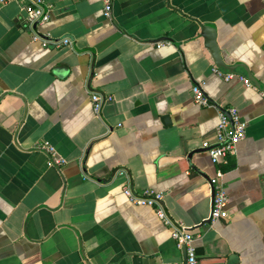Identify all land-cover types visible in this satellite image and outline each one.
Instances as JSON below:
<instances>
[{
	"label": "crops",
	"instance_id": "crops-1",
	"mask_svg": "<svg viewBox=\"0 0 264 264\" xmlns=\"http://www.w3.org/2000/svg\"><path fill=\"white\" fill-rule=\"evenodd\" d=\"M45 1L33 27L22 2L0 5V264L182 263L127 184L164 193L171 219L196 229L199 264H264V0H112L111 17L106 0ZM230 106L247 136L215 163L203 143ZM218 169L229 217L213 222Z\"/></svg>",
	"mask_w": 264,
	"mask_h": 264
},
{
	"label": "built area",
	"instance_id": "built-area-1",
	"mask_svg": "<svg viewBox=\"0 0 264 264\" xmlns=\"http://www.w3.org/2000/svg\"><path fill=\"white\" fill-rule=\"evenodd\" d=\"M15 0H0V5ZM23 3V8L26 11V20L28 24L33 27L37 23L43 22L49 18L50 6L47 5L45 0H18ZM104 13L107 17H111L112 12V0H106ZM35 37L39 39L43 45L48 46L50 42H53L47 37L35 33ZM55 42V41H54ZM64 44H69L70 39L64 38ZM215 70L225 76L227 80L234 77V74L223 73L219 68ZM242 80L251 85L253 82L247 77H242ZM263 96H264V91ZM92 101L95 107V111L99 112L106 100L100 92H93ZM193 99L201 106L212 105L211 99L206 95L200 84L193 86ZM220 122L215 131V139L213 141L205 140L203 147L209 153L213 162L218 163L225 161L230 155H233L237 151L238 144L244 140L247 136V122L242 118L239 110L236 107L230 106L221 108L219 110ZM38 148L47 152L49 155V164L55 166H63L66 163V159L61 156L53 144L49 141H45L40 144ZM225 172L222 169H218L214 177L211 178V183L214 187V196L212 203V210L210 220L215 222L220 219H226L229 217L227 205L229 202V194L224 181ZM124 192L126 196L133 202L139 204H147L155 208L159 218L171 228L172 236L175 239L177 245L180 248L186 249V259L182 263L175 264H199L197 257L195 239L196 234L194 228L185 225L181 222H174L168 214L164 204V193L156 192L154 190H145L143 192H136L130 184L125 185Z\"/></svg>",
	"mask_w": 264,
	"mask_h": 264
},
{
	"label": "water",
	"instance_id": "water-1",
	"mask_svg": "<svg viewBox=\"0 0 264 264\" xmlns=\"http://www.w3.org/2000/svg\"><path fill=\"white\" fill-rule=\"evenodd\" d=\"M204 28H208V26H204ZM211 47L213 49V52H214V55H215V60H216L217 64H219V66H225L223 61H222L221 55H220L219 47H218L214 37H213V40H212V46ZM247 78L250 79L255 85H257L258 87L262 88L260 86V84H258L255 81V78H253L251 76H247ZM262 90H264V89L262 88Z\"/></svg>",
	"mask_w": 264,
	"mask_h": 264
}]
</instances>
